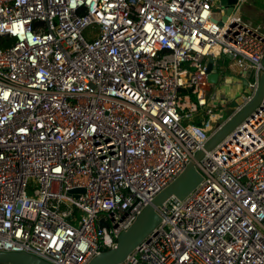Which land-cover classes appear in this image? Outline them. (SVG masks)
Masks as SVG:
<instances>
[{
    "label": "built area",
    "instance_id": "1",
    "mask_svg": "<svg viewBox=\"0 0 264 264\" xmlns=\"http://www.w3.org/2000/svg\"><path fill=\"white\" fill-rule=\"evenodd\" d=\"M237 5L219 25L218 0H0L1 253L88 264L116 246L218 129L208 59L231 56L253 98L264 25ZM196 169L121 264H264V96Z\"/></svg>",
    "mask_w": 264,
    "mask_h": 264
},
{
    "label": "water",
    "instance_id": "2",
    "mask_svg": "<svg viewBox=\"0 0 264 264\" xmlns=\"http://www.w3.org/2000/svg\"><path fill=\"white\" fill-rule=\"evenodd\" d=\"M238 4V0H218L220 17L222 19L231 17L233 7ZM223 15V16H221ZM219 14L214 15L217 22ZM219 25L222 22H218ZM232 59L231 56H226ZM264 65V62H263ZM206 72L211 85L218 82L220 74L215 68L214 61L208 59ZM264 96V73L262 74L258 88L253 98L241 106L236 113L224 124L211 134L203 149L198 151L193 159L187 164L184 171L163 191L157 194L153 200L141 211L133 225L117 238L116 246L112 249L99 253L92 258L88 264H121L143 241H146L160 223V218L156 210L171 197L179 200L187 198L202 182V177L196 169V164L200 162L207 153L213 151L225 138L237 128L252 112L258 107ZM81 192V191H80ZM101 227H105L101 223ZM0 264H48L27 253H1Z\"/></svg>",
    "mask_w": 264,
    "mask_h": 264
},
{
    "label": "crops",
    "instance_id": "3",
    "mask_svg": "<svg viewBox=\"0 0 264 264\" xmlns=\"http://www.w3.org/2000/svg\"><path fill=\"white\" fill-rule=\"evenodd\" d=\"M242 12H245V15L242 14ZM219 14L217 22H224L226 19L220 17V10L218 8L215 9L214 15ZM234 14L238 15L247 25H249L252 28H260L264 25V0H240L237 7L234 9ZM223 16V15H221ZM215 68L217 69L219 74H222L226 69H232L236 68V66L233 64V61L228 59L227 57H220L216 64ZM219 79L217 84L210 86V92L212 94V98L209 101V106L210 107H220L221 110V105H220V100L223 96H226V84L222 82V85L224 88H221L219 86ZM224 83V84H223ZM215 92V93H214ZM229 104V103H228ZM243 103H241L239 106L236 107V110L232 111L231 114L227 116L226 119H224L222 122H215V120H212V124L206 125L205 129L208 130V132H213L215 131L218 126H221L224 124L229 118H231L236 111L242 106ZM223 109V108H222ZM214 116L217 117L215 114ZM196 117V120L194 121L195 124H199L201 126V122L203 119H206L204 114L201 112L199 113ZM215 117V118H216ZM204 126V125H203Z\"/></svg>",
    "mask_w": 264,
    "mask_h": 264
},
{
    "label": "rangeland",
    "instance_id": "4",
    "mask_svg": "<svg viewBox=\"0 0 264 264\" xmlns=\"http://www.w3.org/2000/svg\"><path fill=\"white\" fill-rule=\"evenodd\" d=\"M242 14L245 15V12H242ZM243 78L244 76L242 74H239L237 68H233V70L228 68V70L226 69V71L220 74L219 86L221 88H224L222 82L226 84L225 85L227 86L226 96L229 99V104H225L221 102L220 103V105L222 106L221 110L220 107L217 108L214 106L215 107L214 115L216 114L217 117L216 116H213L211 118L208 117V120H210L209 124H212V120H215V122H222L224 119L227 118L229 114L232 113V111L236 110L237 106H239L241 103H244L246 97L250 95L246 88V82L244 81ZM195 120L196 117L193 118L191 121L184 120L182 122V125L183 126L192 125V124L195 125L194 123Z\"/></svg>",
    "mask_w": 264,
    "mask_h": 264
},
{
    "label": "trees",
    "instance_id": "5",
    "mask_svg": "<svg viewBox=\"0 0 264 264\" xmlns=\"http://www.w3.org/2000/svg\"><path fill=\"white\" fill-rule=\"evenodd\" d=\"M11 43H12V41H8V44H11ZM180 95H182V96L188 95L193 100V96L190 93V89L183 90ZM195 125L199 126V124H195Z\"/></svg>",
    "mask_w": 264,
    "mask_h": 264
}]
</instances>
